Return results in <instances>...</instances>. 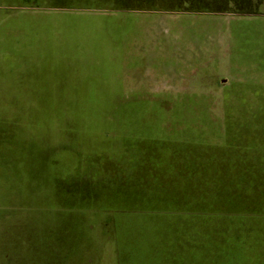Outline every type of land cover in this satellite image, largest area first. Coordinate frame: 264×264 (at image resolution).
Returning a JSON list of instances; mask_svg holds the SVG:
<instances>
[{
	"label": "rangeland",
	"instance_id": "obj_1",
	"mask_svg": "<svg viewBox=\"0 0 264 264\" xmlns=\"http://www.w3.org/2000/svg\"><path fill=\"white\" fill-rule=\"evenodd\" d=\"M259 110L257 125L264 0H0V173L18 166L20 153L7 146L29 123L54 142L47 171L62 185L76 169L65 138L99 124L110 140L150 132L144 147L171 141L174 160L187 152L195 164L215 157L223 166L235 154L243 171L234 194L192 210L125 199L118 184L81 208L73 203L83 194L37 191L42 176L26 175L14 196H0V264H264V137L229 132L235 119L253 125Z\"/></svg>",
	"mask_w": 264,
	"mask_h": 264
},
{
	"label": "trees",
	"instance_id": "obj_2",
	"mask_svg": "<svg viewBox=\"0 0 264 264\" xmlns=\"http://www.w3.org/2000/svg\"><path fill=\"white\" fill-rule=\"evenodd\" d=\"M43 52H45V55L49 53V51ZM44 67L37 69V81L38 84H42L44 90H46L45 75L47 72L44 70ZM51 70L54 72L52 74L56 76L58 75L56 73L62 72L63 69L55 68L54 71L52 68ZM65 71L66 70H63V73H65ZM53 81L55 82V79H53L52 82ZM44 93L46 92L44 91L41 94ZM56 103L60 105L59 108H61L62 103L66 104V102ZM65 104H62L64 108L66 106ZM40 105L41 102L38 101H33L31 103L30 108L32 109L29 110L31 111V115L36 116L42 114V112L38 110ZM62 109L58 111H62ZM260 111L261 110L258 111V114L255 112L249 114V117L254 115L256 118L253 120L254 127L252 124H246L247 126L241 129L240 126L241 124L245 125V121L235 119L234 123L229 127V132L232 134L233 131H235L243 142H246V140L250 142V139H252L251 134L256 135L257 138L264 137V120L260 121L258 125L255 123V121L259 120L261 117ZM29 125L30 123L25 125L22 135L17 137V141L14 142V145L7 146L14 148L13 150L20 153V157L17 155L14 157L20 162H18V166L16 165L17 163L12 164L9 171L5 174L0 173L5 186L3 192H0L2 194L0 196H14L19 189V180H25L26 175L35 174L38 176L41 175L43 178L40 177L41 180L39 181L42 182V187L38 188L37 191H43L44 188H47L49 192L57 194L58 196L61 195L62 197L63 194L71 188L74 194L75 191H77L84 195L81 198L83 200L82 202L77 201L80 198H75L76 195L71 197L73 199L75 198V204L73 203V205L81 208H85L89 205L87 203L90 201L94 202L95 198L98 200L101 198L97 197V195L95 196L94 193H102L103 191L102 194L105 195L104 192L109 190L112 185L118 184L122 188L128 190L127 195L121 196L125 199L136 200L137 202H141V204H147L152 207L174 209H176L175 207H181V209L183 208L184 210H192L194 201L200 202L198 205H203L205 202L218 205L220 199H222L219 198L220 194L225 197L228 193L234 194L238 189V185H241L238 182H240V180L243 182V171L240 165L237 164L238 161L233 152L234 157H228L229 164H224L223 166L222 160L215 157L212 160L213 162L207 165L203 162H197V164H195L193 158L187 152H182L180 156L177 155V160H174L173 158L175 155H170L169 153L171 146H166V144H170L169 142L171 141H166L167 143L165 145L162 143L161 145L157 144L144 147L142 146L143 144L152 143V139L150 138L151 133L138 132L137 135L140 136L141 139L135 141L139 143V145L141 143V146L130 149L128 145L135 141H133L129 134H123V132L120 138L118 137L116 140H110L101 136L102 133H98L100 130H104L103 126L99 124L98 127L97 125L89 127L85 132L74 131L73 134L65 138L67 142L74 140V142L71 144L69 143V145L73 147L76 152V169L68 174V178H71L70 180L64 182L63 185L60 183L58 184V182H54L50 174H48L49 170L47 171V169L49 166L45 160L47 157V149L51 147L54 142L47 141V137L43 136V134L33 133L32 127H29ZM82 125L85 124L81 122V126ZM26 129L27 132L24 136ZM73 135L74 137H72ZM234 138L237 137L234 136ZM231 141L230 139V143ZM7 156L10 162H12L11 159L13 156L10 154ZM251 157L255 158L253 156ZM219 166H222L224 170L226 168L225 173L224 170L222 171V167L216 169V167ZM194 167L205 170L207 176H203L201 171V176L195 178ZM127 168L134 170V172L139 170L142 171L144 177L141 178L144 179L140 180L133 177V179L127 180L121 177V175L127 172ZM32 171H34V173ZM110 175L115 176L110 178ZM85 176L86 179L81 182V178ZM68 194L67 192L63 197L66 198L69 196ZM61 199L62 198H60V200ZM84 201L88 202L85 204Z\"/></svg>",
	"mask_w": 264,
	"mask_h": 264
},
{
	"label": "flooded vegetation",
	"instance_id": "obj_3",
	"mask_svg": "<svg viewBox=\"0 0 264 264\" xmlns=\"http://www.w3.org/2000/svg\"><path fill=\"white\" fill-rule=\"evenodd\" d=\"M20 1H23V2H29V0H20Z\"/></svg>",
	"mask_w": 264,
	"mask_h": 264
}]
</instances>
